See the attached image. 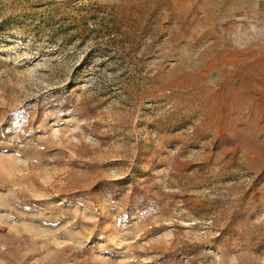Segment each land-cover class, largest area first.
<instances>
[{
  "label": "rangeland",
  "instance_id": "374dc122",
  "mask_svg": "<svg viewBox=\"0 0 264 264\" xmlns=\"http://www.w3.org/2000/svg\"><path fill=\"white\" fill-rule=\"evenodd\" d=\"M224 39L201 0H0V264H264V48Z\"/></svg>",
  "mask_w": 264,
  "mask_h": 264
},
{
  "label": "crops",
  "instance_id": "0c3cea01",
  "mask_svg": "<svg viewBox=\"0 0 264 264\" xmlns=\"http://www.w3.org/2000/svg\"><path fill=\"white\" fill-rule=\"evenodd\" d=\"M201 8L219 19L225 47L246 53L264 48V0H201Z\"/></svg>",
  "mask_w": 264,
  "mask_h": 264
},
{
  "label": "trees",
  "instance_id": "16d2710c",
  "mask_svg": "<svg viewBox=\"0 0 264 264\" xmlns=\"http://www.w3.org/2000/svg\"><path fill=\"white\" fill-rule=\"evenodd\" d=\"M43 101L41 110L46 109L47 113H64L72 110L74 106L73 99L71 97L69 98L63 89L55 90L47 94L43 98ZM112 184H119V182L100 184V186L97 185V188L100 190L104 189L103 191L107 192V187H110ZM128 197V200L124 202V212L119 220L121 226L128 225L133 218L145 212L158 211L160 208V202L155 195L145 189L139 188L132 194H129Z\"/></svg>",
  "mask_w": 264,
  "mask_h": 264
}]
</instances>
